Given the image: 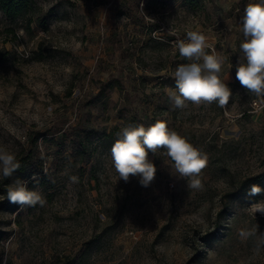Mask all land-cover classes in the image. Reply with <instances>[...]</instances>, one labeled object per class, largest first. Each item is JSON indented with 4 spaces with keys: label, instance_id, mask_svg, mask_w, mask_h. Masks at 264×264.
Listing matches in <instances>:
<instances>
[{
    "label": "rangeland",
    "instance_id": "obj_1",
    "mask_svg": "<svg viewBox=\"0 0 264 264\" xmlns=\"http://www.w3.org/2000/svg\"><path fill=\"white\" fill-rule=\"evenodd\" d=\"M32 1L29 31H6L0 14V146L21 164L0 176V264H264L238 235L256 223L264 232V215L247 211L264 200L248 195L264 189V105L235 78L250 0ZM194 30L225 58L226 109L169 98L189 63L175 42ZM158 120L207 153L202 189L173 175L163 150L149 152V187L119 179L117 133ZM16 179L46 203L9 202Z\"/></svg>",
    "mask_w": 264,
    "mask_h": 264
},
{
    "label": "clouds",
    "instance_id": "obj_2",
    "mask_svg": "<svg viewBox=\"0 0 264 264\" xmlns=\"http://www.w3.org/2000/svg\"><path fill=\"white\" fill-rule=\"evenodd\" d=\"M143 7V5H142ZM239 11V10H237ZM242 41L239 45L242 58L236 64L235 78L248 93L258 98L264 105V0L246 4L239 18ZM175 48L180 57L189 61L176 67L174 81L176 91L169 90V98L175 108L183 109L188 103L200 106L216 103L226 109L233 96L232 89L221 78L225 58L208 43L206 35L199 30L188 31L186 39H178ZM257 107V102H253ZM118 138L111 147L112 164L119 179L128 182L130 177H138L141 186L149 187L155 179L157 168L149 159V152L156 154L163 150L171 161V173L187 182V187L203 188L201 175L208 165V155L202 148L193 145L187 137L168 127L165 121H156L147 128L141 124L126 126L117 133ZM21 164L16 153L6 146H0V176L12 177ZM259 174V173H258ZM36 183L38 180L33 178ZM70 182L78 183L75 175ZM264 189L252 185L249 196L260 194ZM6 198L19 206H43L46 200L42 193L30 189L28 182L16 179L7 185ZM247 211L254 218L256 213L264 215V200L252 203ZM242 241L253 240V253L264 251V232L259 231L256 223L238 233Z\"/></svg>",
    "mask_w": 264,
    "mask_h": 264
},
{
    "label": "trees",
    "instance_id": "obj_3",
    "mask_svg": "<svg viewBox=\"0 0 264 264\" xmlns=\"http://www.w3.org/2000/svg\"><path fill=\"white\" fill-rule=\"evenodd\" d=\"M191 7H198L200 0H186ZM34 10L32 0H0V14L7 20L8 26L6 31L14 32L18 29L23 31L30 30V24L32 18L30 13ZM264 165V160H262ZM38 169H43V163L39 162ZM264 176V170L259 175V177Z\"/></svg>",
    "mask_w": 264,
    "mask_h": 264
}]
</instances>
